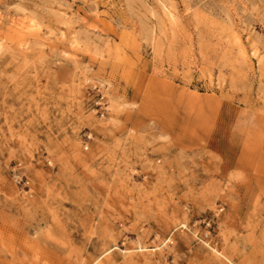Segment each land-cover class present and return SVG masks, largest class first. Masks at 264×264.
Here are the masks:
<instances>
[{"label":"rangeland","instance_id":"1","mask_svg":"<svg viewBox=\"0 0 264 264\" xmlns=\"http://www.w3.org/2000/svg\"><path fill=\"white\" fill-rule=\"evenodd\" d=\"M0 264H264V0H0Z\"/></svg>","mask_w":264,"mask_h":264},{"label":"snow or ice","instance_id":"2","mask_svg":"<svg viewBox=\"0 0 264 264\" xmlns=\"http://www.w3.org/2000/svg\"><path fill=\"white\" fill-rule=\"evenodd\" d=\"M33 27L35 28V24H34ZM73 47L75 48V47H77V45L75 43H73Z\"/></svg>","mask_w":264,"mask_h":264},{"label":"bare ground","instance_id":"3","mask_svg":"<svg viewBox=\"0 0 264 264\" xmlns=\"http://www.w3.org/2000/svg\"><path fill=\"white\" fill-rule=\"evenodd\" d=\"M28 28H32V25H29Z\"/></svg>","mask_w":264,"mask_h":264}]
</instances>
